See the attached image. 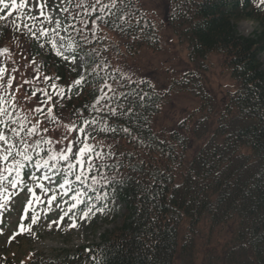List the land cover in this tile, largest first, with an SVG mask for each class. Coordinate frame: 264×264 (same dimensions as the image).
Masks as SVG:
<instances>
[{
    "label": "trees",
    "instance_id": "obj_1",
    "mask_svg": "<svg viewBox=\"0 0 264 264\" xmlns=\"http://www.w3.org/2000/svg\"><path fill=\"white\" fill-rule=\"evenodd\" d=\"M77 2L80 0H72V5ZM101 2L111 4V0ZM255 2L169 3L167 25L187 46L189 62L206 71L217 58L221 61L220 74L228 72L238 86L225 107L212 105L211 94L201 86L186 89L198 93L195 96L200 103L195 113L174 130L157 128L168 98L138 68L142 51H161L159 33L163 27L150 20L135 0H116L115 7L104 12L99 11V5L96 12L88 16L86 12L84 18L98 25L94 26L95 35L89 31L93 23L84 28L85 22L79 25V19L72 18L84 9L69 5L63 24L65 28L74 25L67 31L68 43L77 45L71 54L89 57L83 68L85 81L74 85L81 75L72 72L69 60L47 51L45 59L48 63L53 60L57 72L52 80L69 85L63 87L58 100L47 101L37 91L36 103L46 109L54 103L55 115L62 119L66 114V124L75 121L79 125L83 118L104 117L117 129L114 133L96 131L95 140L90 139L98 148L103 145L105 153L115 155L107 159L112 166L105 172L109 183L97 185V192L90 191L89 195L94 204L106 192L107 198L98 199L96 206L112 209L118 200L125 205L126 213L121 226L104 234L96 246L84 248L72 258L64 257V264H197L196 243L211 244L215 239L218 246L223 244L221 253L212 249L217 255L208 264H264V70L260 61L264 22H258L251 37L242 36L237 29L240 20L257 19ZM94 3L89 0L85 7ZM98 16L105 19L97 20ZM11 29L9 25L0 40L1 47L15 41ZM28 37L26 34L21 39ZM103 81L116 89V96L108 103L125 112L131 109L130 113L109 117L107 110L97 113L90 107L101 94L98 88ZM5 119L22 120L19 108ZM124 128L129 131H121ZM191 148L195 155L188 157ZM33 164L22 170L20 189L36 175ZM4 166L0 163V168ZM5 188L10 189V184ZM84 207L81 204L80 210Z\"/></svg>",
    "mask_w": 264,
    "mask_h": 264
},
{
    "label": "rangeland",
    "instance_id": "obj_2",
    "mask_svg": "<svg viewBox=\"0 0 264 264\" xmlns=\"http://www.w3.org/2000/svg\"><path fill=\"white\" fill-rule=\"evenodd\" d=\"M135 1L142 9V12L149 16L150 20L156 25L163 27L159 33L162 39L161 51L156 54L147 50L142 51L139 56L138 66L141 70V75L147 79L149 78L151 82L153 81L155 87L168 98L165 107L158 116L157 128L174 130L184 120L188 119L190 115L195 113L200 103V100L196 97L197 95L195 96L198 93L186 91V89H194L192 85L201 86L208 95L211 94V104L215 107L228 106V99L238 90L237 84L233 82L228 72L222 71L223 75L220 74L221 61L217 58L213 60V65H209L206 71L189 62L187 46L177 40L169 25H167L168 22H166L168 21L167 15L170 9L169 3L172 0ZM6 2L10 4L11 0H6ZM87 3H89V0H84V4ZM254 6L257 19H242L237 23L238 32L245 37H251L254 34L255 30L258 29L259 21L264 22V4H261L260 0H256ZM62 7H69L68 0H63V2L61 0H46L45 11L51 13L53 23H45L43 26L52 29L56 27L57 20L61 21L60 35L64 37L63 43L67 45V32L63 31V28H65L63 24L64 12L60 11ZM90 13L91 11L87 13V16ZM32 14L37 15L38 11L34 9ZM17 15V12H13L7 21L0 23V40L7 29V24L11 23ZM84 16H86L85 11L80 16H72V18L74 17L76 20L78 18L79 25L83 22H85V25L92 24ZM34 30L37 32V37L31 36L30 33L23 29L17 32L12 26L10 35L15 41L7 47L9 49L8 54L0 55L2 65H6L9 70L18 69L17 72L12 73V75L16 76V79L13 81L12 89H9V95L14 92L18 84H23L24 80L32 81L30 84H24L20 92L15 93L17 101L23 105H28L29 101L22 100L21 93L30 95L32 91L42 88L46 89L55 100H58L60 96L56 95V91L62 92L63 87L69 85V83L62 85L60 82L52 80V76L57 73L56 68L52 65L53 60L51 58L50 63L45 59L47 51H52L55 54V51L47 42L52 37V33L49 32L47 37L40 36L39 25ZM22 31L25 32L24 35H22ZM89 31L94 32L96 35L97 29L92 26ZM26 34L29 37L26 40H22L21 36ZM55 39L58 43L60 42L59 37H55ZM3 48L5 47L0 45V49ZM65 54L72 55L71 53ZM88 59L89 57L84 54L77 55L75 63L69 59L68 62L72 67V72L83 75V68ZM33 60L35 61L34 64L32 63ZM260 60L264 70V53L260 56ZM37 69L39 72L36 71ZM37 75L39 76L38 81L34 78ZM44 77H51V80H45ZM51 84H56L57 90H53L50 87ZM37 101L35 97L32 98L33 107L37 106ZM44 110L46 111L47 109L44 108ZM19 114L22 115L23 119L24 110L19 108ZM62 117L61 122L66 124V114ZM29 118L31 119V117ZM39 118L41 120L44 119L43 116ZM8 135L11 138L9 133ZM56 147H59V145ZM194 155L195 150L191 148L188 152V157H193ZM17 159L20 158L17 157ZM43 171L36 170V173L40 176ZM3 182L6 183L7 181ZM59 182V179H54L51 184L48 181H44L45 186L48 188L53 187L57 194L51 206L48 205L47 200L53 195V192L44 194L36 185L32 188L35 190L36 195L40 197L42 201L40 203H36L33 200L32 194L27 190L28 188L25 190H16L15 188L13 189V191L16 190L15 193L13 191L4 193L10 199L5 204V207L0 209V264H12L13 262L18 264H23L24 262L27 264H39L40 262H42L41 264L50 262L64 264V257L72 258L75 253L84 248L96 246L100 243L104 234L112 232L121 226L126 207L118 200L115 201L112 209L106 208L102 212L90 214L87 219H80V212L76 215V227H69L71 224L69 217L72 216V213L65 216L63 222L59 223V225L52 223L53 221H58L63 212L67 211L68 204L72 203L70 197L73 192H69L66 196L61 195L60 193L63 190L58 188ZM72 187L75 188L76 185H72ZM29 200H33L31 207L28 206ZM65 200L68 201V204L63 202ZM97 202L99 200L96 198L94 204L96 205ZM33 212L39 217L35 224H31ZM112 213H116V215ZM25 215H27V219H23ZM22 223L25 228L30 225V231L21 232L20 225ZM216 242L217 240L215 239L211 244L196 243L198 244L197 264H208L217 255H213L212 249H217V253H221L223 244L221 243L218 246Z\"/></svg>",
    "mask_w": 264,
    "mask_h": 264
},
{
    "label": "snow or ice",
    "instance_id": "obj_3",
    "mask_svg": "<svg viewBox=\"0 0 264 264\" xmlns=\"http://www.w3.org/2000/svg\"><path fill=\"white\" fill-rule=\"evenodd\" d=\"M63 2V0H61ZM116 0H111V4H102L101 0H95V3L89 7H85L84 0H80L79 3L72 5V0H68V4L77 9L83 8L85 12H96L97 6L99 5V11L104 12L105 9L115 7ZM261 4H264V0H260ZM46 0H11L9 4L6 0H0V13L7 11L6 15H0V21H7L12 16L13 12H17L18 15L14 20L11 21L12 26L17 32L22 29L30 33L31 36L37 37V32L34 30L39 25L40 36H49V32L52 33V37L48 39V43L51 48L55 51L58 57H62L65 60L71 59L73 63L76 61L75 55H66L65 53H75L77 45L74 42H69L67 45L63 43L64 37L60 35L61 21H56V27L49 29L44 27L45 23H53L52 15L50 12L45 11ZM37 10L38 14L33 15V11ZM60 11L68 12L69 7H62ZM79 14V13H78ZM43 18V19H41ZM73 19H75L73 17ZM97 20H104V16H98ZM123 19V17H121ZM93 26L98 27L94 20ZM87 28V25H85ZM69 28H74V25H69L67 28H63V31L67 32ZM59 37V43L55 39ZM86 39V38H85ZM43 46V45H41ZM9 49H0V55L8 54ZM34 64L35 61L33 60ZM83 66V62H82ZM18 69L13 68L11 72L8 71L6 65H0V163L5 166L0 168V183L8 181L10 187L15 189L18 184L22 183L21 173L22 170L29 163H33V167L37 171H43V174L36 176L33 174L30 178L35 183L36 187L41 190L42 193L47 194L53 192V195L47 200L49 206L52 201L56 199V193L52 188L45 186L44 181H48L50 184L54 182V179H59L58 188L63 190L61 195H68L69 192H73L70 199L71 204L68 201H63L68 204L67 211L59 217L58 221L52 223L59 225L62 223L65 216L72 213L71 224L69 227H76L77 220L75 212L80 210L81 204L85 205L81 211L80 219H87L90 214H94V210L102 212L104 209L97 207L92 203L93 197L89 195V192H97V185H103L109 183L108 177L105 175L106 170L112 167L107 163L109 156H114L115 153H105L104 146L101 145L99 148L97 144L90 143L91 140H95L93 135L96 131L101 132H116L117 129L110 123L106 122V118L101 117L97 119L83 118L81 124H77L75 121L64 124L61 122L60 117L55 115L54 108L56 105L49 104L47 110L39 106H32V98L37 95V91L41 92L43 96L47 97V101H52L53 97L48 93L46 89L38 88L28 93H21V99L29 101L28 105H23L17 101L16 92H20L24 84L32 83L31 80H24L23 84H18L14 92L9 95V89L13 87V81L16 76L12 73L17 72ZM39 72V70H36ZM7 79L5 80V75ZM37 81L39 76L34 77ZM45 80H51V77H44ZM85 81V76L81 75L77 80L74 81V85H81ZM50 87L53 90H57L56 84H51ZM71 87V86H70ZM98 91L101 93L97 96L95 103L90 107L97 113L107 110L109 117L123 116L131 112L128 109L127 112L118 110L117 107H112L108 101H111L116 96V89L112 84L107 81H103L99 86ZM111 93L112 95H109ZM57 96H63V93L56 91ZM120 96L127 98V94L120 93ZM143 99V97H141ZM103 104V107L100 105ZM9 108L13 111L10 112ZM21 108L24 110L23 119L18 121L9 119L13 116V112ZM122 108V106H121ZM43 116L41 120L39 117ZM31 117V119L29 118ZM52 124L50 128L48 125ZM12 125H17L13 127ZM98 125H102L97 128ZM121 131L128 132L129 129L124 128ZM26 133L22 135L21 133ZM76 135L73 136L72 133ZM8 133H11V138ZM46 134V135H45ZM54 134V136H53ZM59 145V147H56ZM43 146H47L46 148ZM111 147L110 145L108 146ZM75 149V150H74ZM35 153V157L33 156ZM43 153V155H42ZM19 157L20 159H17ZM63 162V163H61ZM7 173V175H5ZM11 177V179H10ZM74 177V180L69 179ZM91 181V183H89ZM76 185L75 188L72 185ZM28 192L32 194L33 200L36 203L42 202L40 197L36 195L35 190L29 187ZM8 192L7 188H0V209L5 207V204L10 199L9 196L3 195ZM107 193L104 192L103 196L97 197V199H106ZM33 200L28 201V206L31 207ZM27 211V210H26ZM27 215L23 219H27ZM38 216L33 212L31 216V224H35L38 220ZM51 226V225H50ZM31 226L25 228L24 224L20 225V231H30Z\"/></svg>",
    "mask_w": 264,
    "mask_h": 264
}]
</instances>
